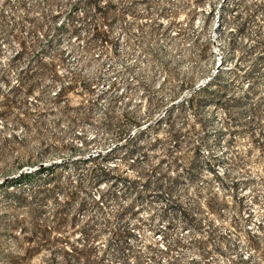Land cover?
Segmentation results:
<instances>
[{
    "label": "rangeland",
    "instance_id": "obj_1",
    "mask_svg": "<svg viewBox=\"0 0 264 264\" xmlns=\"http://www.w3.org/2000/svg\"><path fill=\"white\" fill-rule=\"evenodd\" d=\"M0 264H264V0H0Z\"/></svg>",
    "mask_w": 264,
    "mask_h": 264
}]
</instances>
